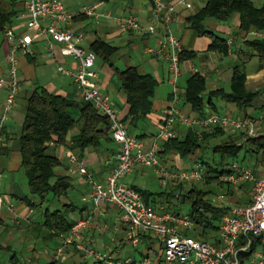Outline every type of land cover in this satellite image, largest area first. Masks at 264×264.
Wrapping results in <instances>:
<instances>
[{
    "label": "built area",
    "instance_id": "obj_1",
    "mask_svg": "<svg viewBox=\"0 0 264 264\" xmlns=\"http://www.w3.org/2000/svg\"><path fill=\"white\" fill-rule=\"evenodd\" d=\"M153 17L151 24L143 26L137 16L129 14L115 18L116 24L125 30L156 34L161 26L165 36L156 49L148 52L162 56L168 61V83L172 87V100L164 111L158 133L152 144L147 147L137 135H132L122 121L111 98L102 92L99 72L96 69L97 55L84 46L85 34L73 28L75 22L83 17H97L101 1L83 6L78 11H70L64 0H26L27 28L33 35L16 33L12 28L5 29L11 43L7 57V75L0 78V88L8 86L9 93L3 114L0 117V146L3 143L5 121L15 105L20 92L18 79L20 55L32 54L35 40H42L49 57H56V46H60L61 58L70 59L69 66L59 63L57 72L72 79L78 86L83 101L93 104L110 120V133L113 140L120 144L117 166L104 181L96 180L93 174L81 164L80 158L71 152L69 160L76 165L81 176L91 185L89 215L75 221L72 229L60 236L52 261L67 262L73 252L79 254L81 263L102 264H264V173L254 171L250 160H235L228 163L220 174L219 181L238 187L249 182L252 186V201L249 205L238 206L225 198L224 193L214 197V203L226 209L218 233V242H202L194 236L196 224L188 213H173L163 207L156 208L145 202L143 196L124 183L135 167L152 169L162 186L171 184H205L207 170L201 163L186 169H170L160 152L162 145L179 136V126L192 129L203 139L204 134L215 129L228 133L240 132L244 140L238 145L246 146L249 139L264 137V128L246 116H233L218 112L188 115L182 108L180 80L183 76L181 55L186 51L182 42L174 35L170 26L176 20L178 9L192 10L196 0H151ZM235 35L230 34L227 43L233 45ZM264 40V30L252 28L246 39ZM191 72L201 73L196 67ZM180 195L177 194V198ZM104 204L112 205L121 211L120 223L124 226L125 237L122 242L108 250L99 247L89 231L102 234L109 224H99L96 212ZM131 246L141 253V259L126 255L121 257L123 248Z\"/></svg>",
    "mask_w": 264,
    "mask_h": 264
},
{
    "label": "crops",
    "instance_id": "obj_2",
    "mask_svg": "<svg viewBox=\"0 0 264 264\" xmlns=\"http://www.w3.org/2000/svg\"><path fill=\"white\" fill-rule=\"evenodd\" d=\"M7 1L10 10L14 14L10 23L5 25L3 31H0V78L7 75V57L11 50V43L6 37L5 29L10 27L16 33L33 35V31L27 28V19L24 16L26 0ZM96 1H101L102 3L97 10L98 16L79 18L73 26L75 30L85 34L86 40L84 46L91 49L94 41L102 39L117 48L115 54L117 56L123 52L121 47L123 43L127 46H132L135 52L141 49V43L144 55H151L153 58L146 59L137 55H129L123 68L117 65L114 59L115 55L112 59V63L119 70L136 67L140 73L151 74L158 81L153 99V112L146 120L140 122L137 128L130 127L124 122L132 135H137L145 142L147 147H150L154 136L158 133L164 111L172 100V87L168 83V61L162 56L148 52L149 48L156 49L159 47L160 40L165 36V28L161 26L156 34H150L147 32L125 30L116 24L115 18L129 14L137 16L143 26L151 24L153 17V3L151 0H64L67 8L73 12L78 11L83 6L92 5ZM167 1L175 2L176 0ZM205 3L206 0H196L192 10L178 9L176 20L170 26L174 35L186 48V51L196 54L194 59L183 63L180 93H182L183 85L181 84H183V78L184 76L189 77L193 74L191 72L193 66L200 69L202 74L207 77L208 90L210 86L216 87L215 89L223 88L225 84L224 79L226 78V81H230L231 79L227 75V69L230 67L226 63L227 59L237 55L241 49H244V46L239 44L233 47L228 57L221 56L218 52L209 50L212 43L210 38L200 37L192 30L187 18L189 15L200 11L205 6ZM237 24L238 21L235 20L233 25ZM211 28L216 32H230L233 34L231 27L227 25L212 23ZM116 43H119V45H116ZM59 50L60 46L57 45V56L54 58L49 57L46 54L43 41L35 40L31 47L32 54L20 55L18 79L21 88L16 103L11 108L9 116L5 121L3 143L0 146V264H51L53 254L60 244V238L47 241L44 239L46 231L40 234L35 228L36 225H40L43 221V209L38 206L29 205L28 200L32 198V195L29 190L28 178H25L26 173L22 172L20 142L26 116L27 100L36 88L44 87L50 92L68 97L77 103H81L82 101L78 86L72 79L64 75H59L55 79L53 77V75L57 76L56 71L59 63L69 66L72 62L70 59L61 58ZM96 69L99 72L98 84L102 92L111 98L120 117L126 119L129 115L130 107L122 90L121 83L115 75L114 68L103 59L97 57ZM252 75H249V77ZM247 83L249 87L250 83ZM8 93L9 89L7 85L0 88V117L3 114ZM207 99L209 98L207 97ZM213 104L211 105L207 102L204 106V112L209 114L213 112L221 113L220 108L222 107L230 109L231 112L228 113L231 114L238 111L234 105H229L230 103L227 102L217 105L213 101ZM180 107L188 115H198L194 112L191 105L186 104L183 99L181 100ZM255 108L257 115L252 112H249V114L255 117L258 125L264 128V103L262 106L260 103L256 104ZM69 114L75 121L79 120L82 115L78 105L71 107ZM240 116H245V114L241 113ZM151 126L155 127V130H151ZM188 131L189 129L183 126H179L178 128L179 136L181 137L186 136ZM79 132V129L72 131L68 136L66 146L55 151V154L63 161L62 173L70 175L73 179L74 189L69 194L76 202L70 204H74L77 207L76 212L73 214V220L89 215L91 209V202L89 200L91 185L87 178L79 174L76 165L70 162V153L73 152L79 156L81 164L93 174L96 180L104 181L117 166L118 161L116 157L121 149L120 144L113 140L112 143L105 145L99 150L88 149L84 152L71 150L74 144L73 139L79 135ZM222 139L224 138L216 140L221 141ZM210 149L212 150V148ZM65 157L67 159L64 161ZM189 159L190 162H186L187 159H182L177 153L171 152L162 160L170 169L187 170L193 167L196 162L200 163L199 158L191 157ZM140 167L142 166L135 167L129 174L137 173L139 177L136 180L137 182L131 184V186L146 189L145 174L143 171H140ZM259 172L264 173V168L261 167ZM124 183L126 182L124 181ZM33 201L37 203L38 200L34 199ZM120 215L121 211L119 209L107 204L102 205L96 212L95 220L99 224H109L107 228L109 230L104 231L105 233L98 234L95 231H89L88 233L90 237L97 240L101 249L108 250L114 248L124 239L125 231L124 226L120 223ZM55 242L54 252L50 255L47 252L48 245ZM130 253L128 251L122 252L120 256L123 257L125 254L130 255ZM77 261L80 262L78 255L76 252H73L68 262L63 264H75ZM93 263L95 262H87L86 264Z\"/></svg>",
    "mask_w": 264,
    "mask_h": 264
},
{
    "label": "trees",
    "instance_id": "obj_3",
    "mask_svg": "<svg viewBox=\"0 0 264 264\" xmlns=\"http://www.w3.org/2000/svg\"><path fill=\"white\" fill-rule=\"evenodd\" d=\"M7 0H0V31L10 23L13 17ZM190 27L200 37L211 39L209 50L218 52L221 56L228 57L233 47L243 45L237 53L238 61L232 68L230 90H208L207 77L201 73H194L186 78L182 88L181 97L186 104L191 105L196 114H205L206 103L213 104V98H221L235 106L246 117L254 120L250 109L256 107V99L262 94L248 87L247 79L250 74L246 71L247 63L257 57L259 71L264 70V40L246 39L252 28L264 30V3L258 7L254 0H206L205 6L197 13L187 18ZM238 21L231 27L235 35L233 45L227 43L231 34L216 32L207 27V21L217 24ZM98 58L103 59L112 68L121 83L122 90L130 107L129 115L123 122L130 127L137 128L139 123L146 120L153 112L154 95L158 81L151 74H143L136 67L119 70L112 63L117 48L102 39H97L91 45ZM246 56L242 60L241 56ZM194 52L185 51L181 55L182 64L194 59ZM209 91V99L206 93ZM208 100V101H207ZM78 105L81 109V117L75 121L69 114V109ZM257 121V120H256ZM110 120L103 115L93 104L81 101L77 103L68 97L48 91L44 87L36 88L27 100L26 116L20 137L22 167L26 173L29 190L32 198L28 200L30 206H38L43 209V221L35 228L38 233L46 231L44 237L47 241H53L64 233L69 232L76 220L72 215L76 212L74 204H65L62 208L52 209L62 198H67L74 189L73 179L70 175L60 172L63 165L62 159L57 154H51L50 150H59L66 146L69 134L79 129V135L74 137L71 150L84 152L88 149L99 150L112 143L110 133ZM131 133V131H130ZM222 139L218 144L214 140ZM244 140V134L240 132L228 133L223 129H216L206 133L203 139L189 129L186 136H178L175 140L162 145L160 157L163 159L171 152L177 153L182 159L196 157L200 159V152L209 146L215 155L220 156L223 168L235 160L248 161L254 159V171L264 166V137L249 139L246 146L238 143ZM198 156V157H197ZM207 180L204 187L191 185L186 189L184 183L172 184V191L153 193L150 190L133 186L144 198L145 202L156 208L163 207L165 211L181 213L177 208H172L166 202L175 196L176 190L182 191L179 200L182 203L189 201L191 211L189 215L196 224L194 236L202 242H218L219 225L226 213V209L214 203V197L218 192H223L225 198L235 205L245 206L252 201V186L249 182L235 187L219 181V171L209 165L207 168ZM198 185V184H197ZM202 186V184H200ZM242 193H239L241 192ZM38 200L35 203L33 200ZM165 201V202H164ZM79 258V254L76 252ZM51 264H57L51 262ZM75 264H86L75 262ZM102 264V263H93Z\"/></svg>",
    "mask_w": 264,
    "mask_h": 264
},
{
    "label": "rangeland",
    "instance_id": "obj_4",
    "mask_svg": "<svg viewBox=\"0 0 264 264\" xmlns=\"http://www.w3.org/2000/svg\"><path fill=\"white\" fill-rule=\"evenodd\" d=\"M254 2H255V5L256 6H258V7H260V6H262V4L264 3V0H254ZM212 23H216V22H213V21H207L206 22V25H207V27H210L211 28V24ZM222 25H227V26H229V27H233V22H230V23H221ZM124 44V45H123ZM122 45H121V47H122V49H123V52H121V53H119L117 56L115 55V57H114V59H115V61H116V63H117V65L118 66H120L121 68H123L125 65H124V63H126L127 62V60H128V56L129 55H132V56H135V55H137V56H139V57H144V58H146V59H153L152 58V56L151 55H144V53H143V49H142V44L140 43V46H141V49H139V51H134L133 50V47L132 46H127L125 43H123ZM116 45H119V43H116ZM238 54H240L239 52H238ZM122 55H124L123 57H122ZM241 59L242 60H246L247 59V57L246 56H241ZM238 61V56L237 55H235V56H233V57H230L229 59H227V62L226 63H228L229 65H230V67L227 69V75H228V77L230 78L231 77V75H232V68L235 66V64H236V62ZM258 70H259V60H258V58L257 57H253L248 63H247V66H246V71H247V73L248 74H250V75H252V74H254V75H252L251 77H249V79H247V82H249L250 83V88L251 89H253V90H255V91H259V92H261L262 94L256 99V104H261V106H262V104L264 103V96H263V94H264V70H262V71H259L258 72ZM56 75L57 76H55V75H53V77H54V79L55 78H57L59 75H61V74H59L57 71H56ZM52 77V76H51ZM186 76H184V78H183V84H181V85H184V82H185V80H186ZM224 81H225V84L223 85V88H225V90H229L230 89V81H226V78L224 79ZM247 85H249L248 83H247ZM254 86V87H253ZM216 87H214V86H210L209 87V91L210 90H212V89H215ZM256 88H257V90H256ZM209 91L206 93V97H209ZM263 96V97H262ZM213 101H214V103H216L217 105H222L223 103H226L223 99H221V98H217V97H214L213 98ZM229 105H231V104H229ZM220 112L222 113V114H225L224 112H231L230 111V109H226L225 107H222V108H220ZM249 112H252V113H254L255 115H257L256 114V112H257V110H256V108H253V109H250V111ZM228 114H231V113H228ZM232 115L233 116H240L241 115V113L240 112H238V111H235V113H233L232 112ZM151 130H155V127H153V126H151ZM220 142V140H216V141H214L213 143L214 144H218ZM55 151L56 150H54V149H51L50 150V153L51 154H55ZM202 153V154H201ZM200 154H201V157H200V159H199V162L202 164V166H203V168L205 169V170H207V168L209 167V165L210 166H212V167H214V168H217L219 171H222L223 170V164H221V162H220V156L219 155H215L214 153H213V151L210 149V147L209 146H207V147H205V149L203 150V151H201L200 152ZM67 158L65 157L64 158V161L66 160ZM250 161H252L253 163H255L256 161L252 158H250L249 159ZM186 162H190V159H187V161ZM263 168H264V166H263ZM140 169V171H143L144 172V174H145V176H144V181H145V188L146 189H148V190H150L151 192H153V193H160V192H162V191H172L173 190V186H172V184L171 185H169V186H162L161 185V183H160V180H159V176L152 170V169H150V168H147V167H140L139 168ZM60 172H62V170H63V167H61L60 169ZM22 172L25 174V171H24V169H22ZM207 175H208V172H207ZM25 178L27 179V177L25 176ZM139 177H138V174L137 173H134V174H131V175H128V176H126L125 178H124V181L128 184V185H130L131 186V184H134V183H136L137 181V179H138ZM196 186L197 187H204L203 186V184H202V186L200 185V184H196ZM192 186L190 185V184H187L186 185V189L188 190V189H190ZM241 191V190H240ZM181 192L182 191H179V190H176V192H175V196L174 197H172V199H170V201H169V203H168V201L166 202V204H168V205H170L173 209L174 208H177L176 210H179L181 213H188L189 214V212L191 211V203L189 202V201H187L186 203H182L178 198H177V194L178 195H181ZM219 193H222V192H218V194ZM239 193H242V191L241 192H239ZM229 201H231V200H229ZM72 202H74V203H76L75 201H74V199L71 197V195L69 196V197H67V198H62L61 200H59L57 203H56V205H54L53 207H52V209H56V208H62L63 207V205L64 204H70V203H72ZM165 202V201H164ZM231 202H233V201H231ZM234 203V202H233ZM74 217V215L72 216V218ZM102 225H104V224H102ZM109 229H106L105 231H108ZM103 233H105V232H103ZM55 246H56V242L55 243H52V244H49L48 245V249H47V252H48V254H50V255H52L53 254V252H54V249H55ZM115 248V247H114ZM104 250V249H103ZM105 251V250H104ZM126 251H128V252H131L130 253V255H132V256H135L136 257V259H141V253L139 252V251H135V250H133V248L131 247V246H126L125 248H123V250H122V252H126ZM123 256H126V254L125 255H123ZM68 262V261H67ZM67 262H64V263H67ZM72 263V262H71ZM57 264H63V263H57Z\"/></svg>",
    "mask_w": 264,
    "mask_h": 264
}]
</instances>
